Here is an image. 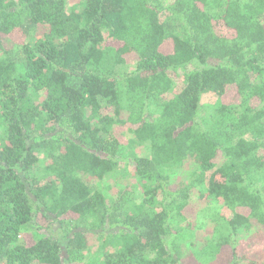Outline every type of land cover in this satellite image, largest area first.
<instances>
[{
	"label": "trees",
	"instance_id": "1",
	"mask_svg": "<svg viewBox=\"0 0 264 264\" xmlns=\"http://www.w3.org/2000/svg\"><path fill=\"white\" fill-rule=\"evenodd\" d=\"M68 1L0 0V264H264L240 248L264 235V0ZM120 136L147 184L111 204L86 176L118 170ZM39 214L65 233L29 245Z\"/></svg>",
	"mask_w": 264,
	"mask_h": 264
},
{
	"label": "rangeland",
	"instance_id": "2",
	"mask_svg": "<svg viewBox=\"0 0 264 264\" xmlns=\"http://www.w3.org/2000/svg\"><path fill=\"white\" fill-rule=\"evenodd\" d=\"M173 1V0H169ZM78 0H69L68 1V9L73 7H78ZM43 30V29H42ZM8 47H11L13 41L8 39L5 41ZM225 101H231L235 99L234 93L229 91L225 97H223ZM216 98L208 97L204 99L206 104L209 101H215ZM3 128L0 126V134ZM121 131L119 130L118 135H120ZM120 140L123 144L121 149V155L123 163L119 166L118 170L107 174L103 179H95L87 177V179L91 180L97 187L101 188L103 192L107 195L109 202L112 204L116 202H122L126 200H135L141 199L144 197V185L147 184V180H139L135 177L134 173V162L136 157H145L150 155L149 146L146 144H139L133 139L125 138L124 136H120ZM40 162L38 166L34 168L36 173L41 174L43 166L49 162V159H45L43 155L40 157ZM192 165H185L181 170L178 171L176 179L177 180H189V173L191 172ZM161 199L160 196L157 197V201L159 202ZM205 208V210H204ZM203 209V214L201 215L200 221H205L209 223L208 213L210 214V209L206 208V204L204 202H200L198 200H194L191 203V207L187 210V215L191 217V219H198L200 211ZM36 227L30 229L27 233L24 234L23 240L31 245L35 243L38 239L44 237L46 234H55L57 236L63 235L65 231L59 225V223L53 218L45 215L39 214V216L35 219ZM209 229L202 230L198 233L197 244L202 246L204 244L203 234L206 235ZM240 248H242L241 253H246V258L251 257L256 254V249L262 248L264 246V235L259 234H249L243 238ZM90 250L93 252H98L101 249V242L98 240L97 235H94L90 242ZM244 250V251H243ZM233 260L232 251L229 248H225L218 256L217 259L210 264H231ZM183 264H200L197 262L192 255H188L183 260ZM242 264H248L247 261Z\"/></svg>",
	"mask_w": 264,
	"mask_h": 264
}]
</instances>
